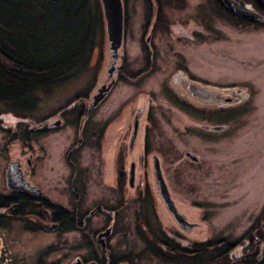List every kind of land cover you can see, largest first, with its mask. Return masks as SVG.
I'll return each mask as SVG.
<instances>
[{"label":"flooded vegetation","instance_id":"obj_1","mask_svg":"<svg viewBox=\"0 0 264 264\" xmlns=\"http://www.w3.org/2000/svg\"><path fill=\"white\" fill-rule=\"evenodd\" d=\"M120 1L114 51L95 0L90 18L107 51L89 83L53 113L34 111L30 87L27 112L0 119L10 123L0 138V224L27 221L47 237L41 264H264V203L233 224L224 201L195 198L194 169L207 165L192 142L200 130L226 131L253 96L238 79L208 72L193 49L225 29L264 28V0H233L253 20L222 0ZM89 40L53 86L86 68Z\"/></svg>","mask_w":264,"mask_h":264},{"label":"rangeland","instance_id":"obj_2","mask_svg":"<svg viewBox=\"0 0 264 264\" xmlns=\"http://www.w3.org/2000/svg\"><path fill=\"white\" fill-rule=\"evenodd\" d=\"M57 4H70L72 19L66 26L59 21L50 20L53 22L46 24L51 30L49 42H59V47L64 51L69 48L65 56L70 57L82 52L81 41L90 36L92 45L87 51L91 54L86 68L79 73L75 72L73 78H69L63 85L46 88V91H33L34 111L40 113H53L70 93L89 83L91 69L107 51L103 30L101 32L99 24L96 26L90 18L95 0H58ZM79 5L84 7L78 17L76 14ZM194 10L201 15L205 13L203 7H196ZM130 46L135 50L137 44L130 43ZM193 52L195 57H199L197 59H204L203 65L208 72L222 74L227 79H238L250 88L253 95L239 107L236 113L238 119H232L231 126L226 131L200 130L201 140L194 137L192 141L199 140L195 148L201 151L202 159L207 165L205 170L200 167L194 169V181L197 185L193 191L196 197H193L215 201L221 199L228 204L226 222L235 224L245 218L247 205L264 203V28H249L239 32L222 30L211 35L205 46L194 48ZM31 102L32 97H26L23 91L0 90V119L23 115ZM5 103L10 108L7 109ZM7 124L10 123L0 120V138L1 129ZM22 125L20 123L18 126L25 127ZM213 182L217 184L214 185ZM258 207L260 210L261 206ZM2 235L5 239H0V244L6 241L3 245L7 247V252L0 264L42 263L47 237L35 232L27 221L4 220L0 224V236ZM53 237L55 238L54 235ZM49 240L52 243L54 239L50 237ZM119 240L124 242L120 238Z\"/></svg>","mask_w":264,"mask_h":264},{"label":"trees","instance_id":"obj_3","mask_svg":"<svg viewBox=\"0 0 264 264\" xmlns=\"http://www.w3.org/2000/svg\"><path fill=\"white\" fill-rule=\"evenodd\" d=\"M57 3L58 0H0V90L23 91L27 97L30 87L33 91L46 90L57 83L56 78L69 75L68 71L80 63L74 55L65 56L69 48L64 51L59 42H49L51 30L46 24L59 21L66 26L72 19V6ZM80 7L78 17L84 6L79 10ZM8 103L6 108H10Z\"/></svg>","mask_w":264,"mask_h":264},{"label":"water","instance_id":"obj_4","mask_svg":"<svg viewBox=\"0 0 264 264\" xmlns=\"http://www.w3.org/2000/svg\"><path fill=\"white\" fill-rule=\"evenodd\" d=\"M103 5V12L107 22V32L109 35L111 49L116 51L122 42V31H123V16H122V4L120 0H101ZM223 3L233 13L246 18L255 19V15L250 12L249 6L240 1L238 3L233 0H222ZM101 94L95 97L96 104L101 98Z\"/></svg>","mask_w":264,"mask_h":264}]
</instances>
